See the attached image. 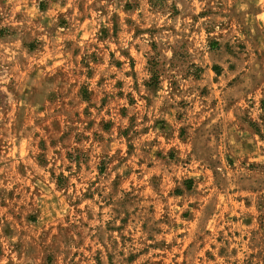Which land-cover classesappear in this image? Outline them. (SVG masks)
<instances>
[{"label": "rangeland", "instance_id": "374dc122", "mask_svg": "<svg viewBox=\"0 0 264 264\" xmlns=\"http://www.w3.org/2000/svg\"><path fill=\"white\" fill-rule=\"evenodd\" d=\"M0 264H264V0H0Z\"/></svg>", "mask_w": 264, "mask_h": 264}]
</instances>
